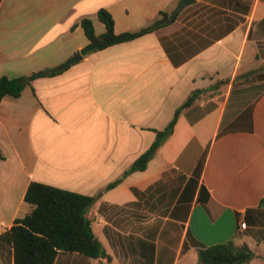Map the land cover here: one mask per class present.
Here are the masks:
<instances>
[{
    "label": "crops",
    "instance_id": "1",
    "mask_svg": "<svg viewBox=\"0 0 264 264\" xmlns=\"http://www.w3.org/2000/svg\"><path fill=\"white\" fill-rule=\"evenodd\" d=\"M179 1L0 0V77L55 70L0 100V264L30 181L95 197L108 256L53 264H198L199 248L229 240L262 264L264 0H193L172 17ZM99 9L116 33L169 20L59 68L87 43L83 18L105 31ZM194 91L146 167L123 176Z\"/></svg>",
    "mask_w": 264,
    "mask_h": 264
},
{
    "label": "trees",
    "instance_id": "2",
    "mask_svg": "<svg viewBox=\"0 0 264 264\" xmlns=\"http://www.w3.org/2000/svg\"><path fill=\"white\" fill-rule=\"evenodd\" d=\"M97 14L105 26V31L101 34L95 33L90 19L81 20L87 38L86 45L80 50L83 55L134 39L166 24L169 20L168 13L160 11L159 16L150 25L135 31L116 33L110 13L99 9ZM52 73H55L54 69H43L29 75L0 77V100L4 96L18 97L32 79ZM197 92L194 91L185 99L162 130H155L152 144L133 161L123 176L146 167L156 150L170 136L181 110L193 102ZM119 180L111 182L106 188L114 186ZM24 200L33 206L31 211L15 219L3 234L11 247L12 264H53L60 252H79L93 258L108 256L91 228L89 209L95 201L94 196L30 181ZM254 256L253 250L246 243L229 240L199 248L198 264H248Z\"/></svg>",
    "mask_w": 264,
    "mask_h": 264
},
{
    "label": "water",
    "instance_id": "3",
    "mask_svg": "<svg viewBox=\"0 0 264 264\" xmlns=\"http://www.w3.org/2000/svg\"><path fill=\"white\" fill-rule=\"evenodd\" d=\"M193 0H180L177 6L174 9V12L172 13V17L175 13H177L183 6L187 5L189 2ZM82 58V54L80 52H76L73 56H71L69 59H67L59 68H63L64 66L69 65L72 62H75Z\"/></svg>",
    "mask_w": 264,
    "mask_h": 264
},
{
    "label": "built area",
    "instance_id": "4",
    "mask_svg": "<svg viewBox=\"0 0 264 264\" xmlns=\"http://www.w3.org/2000/svg\"><path fill=\"white\" fill-rule=\"evenodd\" d=\"M239 228L240 229H245L246 228V223L242 220L239 221Z\"/></svg>",
    "mask_w": 264,
    "mask_h": 264
},
{
    "label": "rangeland",
    "instance_id": "5",
    "mask_svg": "<svg viewBox=\"0 0 264 264\" xmlns=\"http://www.w3.org/2000/svg\"><path fill=\"white\" fill-rule=\"evenodd\" d=\"M259 260H254L253 262L250 261L248 264H259ZM262 264H264V261L262 262Z\"/></svg>",
    "mask_w": 264,
    "mask_h": 264
}]
</instances>
